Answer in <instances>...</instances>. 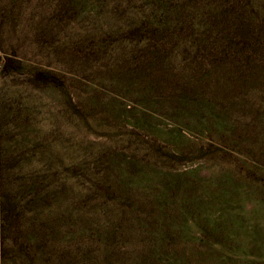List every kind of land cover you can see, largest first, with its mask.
I'll list each match as a JSON object with an SVG mask.
<instances>
[{"label": "rangeland", "instance_id": "374dc122", "mask_svg": "<svg viewBox=\"0 0 264 264\" xmlns=\"http://www.w3.org/2000/svg\"><path fill=\"white\" fill-rule=\"evenodd\" d=\"M240 1L0 0V264H264V0Z\"/></svg>", "mask_w": 264, "mask_h": 264}, {"label": "trees", "instance_id": "16d2710c", "mask_svg": "<svg viewBox=\"0 0 264 264\" xmlns=\"http://www.w3.org/2000/svg\"><path fill=\"white\" fill-rule=\"evenodd\" d=\"M234 9L239 7L240 0H227ZM21 60L15 55L5 54L0 58V76L2 79L11 78L13 75L19 73L21 70ZM28 84L35 89L45 88V87H55L59 88L63 86V81L57 75L44 70H33L28 74ZM3 160H0V233L2 237V242L5 238L6 226L10 213V200L5 189V179L3 178ZM5 247L2 248V259L5 260L4 254Z\"/></svg>", "mask_w": 264, "mask_h": 264}]
</instances>
